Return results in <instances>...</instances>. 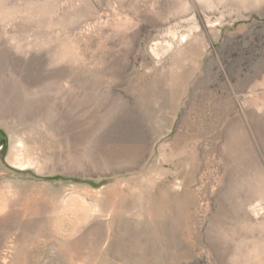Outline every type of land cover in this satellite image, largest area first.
Returning <instances> with one entry per match:
<instances>
[{"label": "rangeland", "instance_id": "374dc122", "mask_svg": "<svg viewBox=\"0 0 264 264\" xmlns=\"http://www.w3.org/2000/svg\"><path fill=\"white\" fill-rule=\"evenodd\" d=\"M0 264H264V0H0Z\"/></svg>", "mask_w": 264, "mask_h": 264}]
</instances>
